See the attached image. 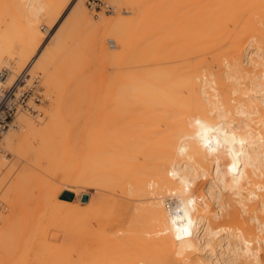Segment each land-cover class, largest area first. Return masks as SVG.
<instances>
[{"label":"bare ground","instance_id":"1","mask_svg":"<svg viewBox=\"0 0 264 264\" xmlns=\"http://www.w3.org/2000/svg\"><path fill=\"white\" fill-rule=\"evenodd\" d=\"M114 1L130 16L0 0V87L38 71L54 93L53 109H20L0 140L2 167L6 151L25 161L6 182L0 264H264V0ZM61 20L43 44L42 24ZM93 199L97 212L133 204L132 218L89 252L47 239L43 212L73 216Z\"/></svg>","mask_w":264,"mask_h":264},{"label":"rangeland","instance_id":"2","mask_svg":"<svg viewBox=\"0 0 264 264\" xmlns=\"http://www.w3.org/2000/svg\"><path fill=\"white\" fill-rule=\"evenodd\" d=\"M108 1L112 5L115 6V12L114 13H108L105 11H101V12L95 14L94 12H92L88 8L87 5L86 6L88 8L89 13L92 14V16L94 18H98L100 15H105L108 17H114L117 15V13H122L125 16H130L128 13H125V11L128 12L131 10L130 7H128L124 3L119 4L118 2H115L114 0H108ZM85 2H86V0H85ZM62 20L59 21L57 26H53V27H50L48 24H45V23L42 24L44 26V28L42 26V31L44 32V35L42 37V42L44 41L43 44L44 43L46 44V42L48 41L47 38L50 36V34L51 35L53 34V32L56 30V28L58 27L60 22H62ZM10 34L8 36H10L12 38V40H14V42L19 41L20 36L18 34H15L14 29L10 32ZM106 44H107L106 46L110 50H115L114 47L111 45V42H109V40H106ZM43 48H44V46L41 47L38 50V52H40V50H42ZM98 66H99V71H104L105 76H104V81L102 83V87L100 88L99 92L95 93V94H97V97L99 96L98 98H100L102 96L101 99L104 100V99L109 98V96L111 94L110 91H108V90L110 89L111 84H112V78L111 77L113 76V69L107 61H102ZM3 72H5V75L3 78L0 77V79L3 80V82H5L8 79V70H5V68H4ZM33 74L32 75L34 76V78H32V81H30V82H32L31 86H28V84H27V83H29L28 81L27 82L22 81V80H24L23 77L25 76V72H23L21 74V77H19L20 82L21 83L23 82V83L22 84L20 82L19 83H20L21 87H24V89H26L27 87H31V89L33 90L32 92H34L35 94H43L45 96V100H43L39 103H33V102L30 103V105H32L34 107L33 108L34 110L22 111L24 113H28L29 115L35 116L37 114L41 115V112L44 110L54 108V104L52 102L54 93L45 84V80H44V77L42 76L43 75L42 73L37 71L36 73H33ZM24 83L27 85L25 86ZM108 87H109V89H108ZM20 89H22V88H20ZM70 106L72 107V104ZM102 115L104 116V120L107 123V121H109V119H107L108 115L106 113L100 114V116H102ZM103 116L100 120H103ZM14 123H15V125H13L11 128H13L14 130H18L19 128L16 125V122H14ZM92 125H93V127H91ZM102 125L103 124L101 121L95 120L93 122L88 123L86 126H87V129H89V130L99 131L102 128ZM74 126H75L74 123H71L69 125V127H71L72 129ZM94 126H96V127H94ZM35 140L34 141L36 143V147H38L39 146V140L38 139H35ZM10 153L11 152H8V151H6V153H4V154H6L7 163L3 167L0 165V185L3 181H5L4 187L2 186L3 184L1 185L2 187H0V198H1L0 199V208H1L0 212L3 210L4 213L7 211V208H6L7 206L6 207L4 206L6 204L3 202L4 201L3 197L4 196L6 197V194L7 193L9 194V192H10V191H8L9 190L8 184L10 185V183L6 184V182H8V180H9L8 178L10 176H12L13 173H11V172L15 171L16 168L21 167L22 164H25V161L23 160V158H19L20 159L19 160V159H17L18 158L17 156H15L13 153H11V154ZM15 157H17V158H15ZM35 159H36L35 162H32V164L36 163V164H34L35 166L38 164H41L40 162H44L43 157L41 158L42 161H41V159L39 161V158H37V157ZM36 161H39V163ZM12 169H14V170H12ZM38 174L41 175V173H39V172H38ZM22 186H23V184H22ZM87 190H88V193H87L88 197L86 198V200H89V198L91 197L90 194H93L95 191L91 188H87ZM64 192H67V191H64ZM67 193L70 194V198H71V196H72V198L74 197L73 193H71V192H67ZM107 199L108 198H106L105 203H106ZM94 200L95 199H93V201ZM170 201H172V200H170ZM170 201L167 200L168 203H174V202H170ZM88 202L89 201L85 202V204H87ZM96 202H97V200H95V202L91 203V206H93L91 208H89L88 205H80V206H84V208L88 209V210H83L82 212L76 211V213L73 214V216L70 214L64 213L62 210L56 211L54 209H49L47 212H43V214L41 216V220L38 223L40 224L42 221H48V223L46 222L48 225L47 226L48 227L47 228L48 229L47 239L54 238V240L58 241V240H60L61 236L67 235L68 239L72 242V241H75L77 238H81V242L83 243V245L86 248H88L85 252H89L94 247V243H95L94 240H96L97 238L102 236L106 230H117V229L124 227L125 226L124 223L127 221H130V219L132 218L131 215L133 213V204L126 205L124 203L123 204L121 203L118 205L115 204L113 206L105 205V207H103L99 212H97L96 209L94 208L95 205L97 204ZM4 207L6 210L4 209ZM15 210H19V208L15 209ZM3 211L0 213V216L2 215ZM92 223H94V225H91ZM263 254H264V251H263ZM76 264H84V261L81 263L76 262Z\"/></svg>","mask_w":264,"mask_h":264},{"label":"built area","instance_id":"3","mask_svg":"<svg viewBox=\"0 0 264 264\" xmlns=\"http://www.w3.org/2000/svg\"><path fill=\"white\" fill-rule=\"evenodd\" d=\"M86 5L95 14L101 11L115 12L114 5L108 0H86ZM4 75L5 72L2 71L0 77L3 78ZM19 82L20 80L10 87H0V140L5 131L14 125L16 114L20 109L34 110V107L30 105L31 102L39 103L45 100L43 94H35L31 87L24 89L19 85Z\"/></svg>","mask_w":264,"mask_h":264}]
</instances>
